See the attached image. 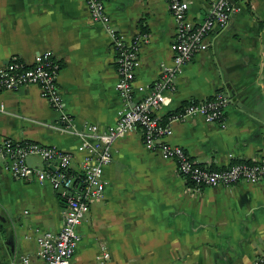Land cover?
I'll return each instance as SVG.
<instances>
[{"label":"crops","instance_id":"1","mask_svg":"<svg viewBox=\"0 0 264 264\" xmlns=\"http://www.w3.org/2000/svg\"><path fill=\"white\" fill-rule=\"evenodd\" d=\"M110 26L128 41L146 31L134 82L144 97L173 60L176 23L168 0H104ZM188 18L199 23L215 0H187ZM237 11L209 48L185 64L176 90L158 110L168 120L190 101L231 95L226 126L200 115L175 119L172 144L201 164L223 168L264 160V0H234ZM112 35L92 19L86 0H0V67L32 63L53 50L60 60L59 86L77 128L114 125L123 102ZM0 147L5 139L35 141L73 155L81 174V139L52 125L59 111L37 85L0 92ZM104 168V196L78 226L80 241L69 264H254L264 252V181L197 189L173 159L147 148L140 129L117 139ZM28 162L45 168L37 155ZM66 203L50 183L16 179L0 158V264H45L37 238L59 231ZM107 251L110 258L104 260ZM29 259L28 262L25 259Z\"/></svg>","mask_w":264,"mask_h":264},{"label":"built area","instance_id":"2","mask_svg":"<svg viewBox=\"0 0 264 264\" xmlns=\"http://www.w3.org/2000/svg\"><path fill=\"white\" fill-rule=\"evenodd\" d=\"M168 1L176 23L171 43L173 60L163 66L150 91L137 100L134 82L140 66V49L148 42V33L141 32L128 41L110 26L111 17L104 0H86L92 19L103 23L111 32L118 71L116 89L123 102L117 122L104 130L93 123H87L83 128L75 126L73 116L65 109L58 81L61 63L53 50L37 53L32 63L15 59L0 67V92L39 86L42 95L60 114L52 127L78 136L85 153L81 174L76 175L71 171L73 155L58 147L11 138L5 139L0 147V158L7 172L16 179L50 183L67 205L62 228L46 230L37 238L39 254L45 264L70 263L80 241L78 226L87 218L92 203L104 196V168L113 160V146L117 139L136 129L141 130L147 148L159 151L165 159L175 160L180 174L197 189L264 181V160H244L223 168H211L195 160L181 145L168 141L173 134V121L189 115H200L206 122L226 126V109L232 98L225 90L217 91L208 99L190 101L168 120L159 116L158 110L166 103L167 94L176 90L177 77L183 66L209 48L211 33L225 29L238 9L233 0H215L206 18L194 23L188 18L190 5L187 0ZM3 112L6 109L0 107V114ZM31 155L39 156L47 163L46 167L32 166L28 162ZM103 257L107 260L110 254L104 251ZM254 264H264V252Z\"/></svg>","mask_w":264,"mask_h":264},{"label":"trees","instance_id":"3","mask_svg":"<svg viewBox=\"0 0 264 264\" xmlns=\"http://www.w3.org/2000/svg\"><path fill=\"white\" fill-rule=\"evenodd\" d=\"M143 32H146V31H143ZM179 110H181V108L179 109ZM178 112V111H177ZM175 113V112H174Z\"/></svg>","mask_w":264,"mask_h":264},{"label":"water","instance_id":"4","mask_svg":"<svg viewBox=\"0 0 264 264\" xmlns=\"http://www.w3.org/2000/svg\"><path fill=\"white\" fill-rule=\"evenodd\" d=\"M233 2H234V0H233Z\"/></svg>","mask_w":264,"mask_h":264}]
</instances>
